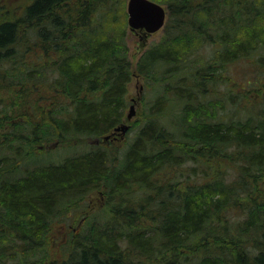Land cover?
<instances>
[{"label":"trees","instance_id":"obj_1","mask_svg":"<svg viewBox=\"0 0 264 264\" xmlns=\"http://www.w3.org/2000/svg\"><path fill=\"white\" fill-rule=\"evenodd\" d=\"M155 1L168 9L164 38L133 67L125 0H28L17 14L0 0V167L36 144L107 134L124 118L133 73L158 83L116 167L93 142L0 174V264H38V254L50 264L52 220L103 186L106 218L86 216L51 264H264V0ZM205 42L214 55L190 63ZM244 60V82L216 90ZM217 152L235 165L230 181Z\"/></svg>","mask_w":264,"mask_h":264},{"label":"rangeland","instance_id":"obj_2","mask_svg":"<svg viewBox=\"0 0 264 264\" xmlns=\"http://www.w3.org/2000/svg\"><path fill=\"white\" fill-rule=\"evenodd\" d=\"M125 0V7H126ZM2 4L6 5L9 9L10 13L17 14L21 10L22 6L28 2V0H1ZM166 10L168 15V9L166 4H162ZM168 16L166 17V21L164 26L152 33L146 32L144 29H131L128 26V33L126 37V42L128 45V55L131 60V64L135 67L140 55L142 52L149 47L150 45L161 41L164 38L165 34V25L167 23ZM217 36L216 33L211 35L212 38ZM214 55V52L211 49V43L205 42V44L198 50V54L194 57L192 55V61L190 63L194 65H204L206 60ZM247 60L244 61H234L228 64L227 70L225 73L229 75V79L227 82L217 83L216 90L225 91L227 88H231L236 85L237 81L241 84L244 82L242 76L252 71V65L246 63ZM223 71V70H219ZM220 78V76H218ZM158 85L156 84H148L145 78L137 73H133L130 81L127 84V93L126 100L127 104L124 108V118L122 120L123 123L129 124V129L121 135L120 131H116L115 136L109 139H106L101 142V144L105 145L114 157L113 166L116 167L118 164L119 157L121 156V152L124 151V148L128 146L130 142H132L136 131H138L139 127L144 125L145 118L147 114L151 110L152 101L155 96V88ZM227 87V88H226ZM215 90V91H216ZM218 91V92H219ZM239 104L246 103V97L241 98ZM130 105L134 106L135 114L131 119H127L126 115L129 112ZM232 103L226 104L225 109L228 113L231 111ZM4 106L0 105V110L3 109ZM229 109V110H228ZM177 111L176 109H172L166 118V122L168 126L177 130L178 128V120H177ZM0 126V132H6L9 130L7 126L2 128ZM112 130L108 131L110 133ZM106 134V133H105ZM103 138V135L99 137ZM94 140H85L74 143H61V142H48L36 144L33 150V155L27 160H17V163L14 165H6L5 167H0V174L4 175L7 172H13L12 174L15 176H20L24 173L27 166H32L36 163H56L61 161L64 157L70 154H76L82 151L87 150L92 144ZM225 156L227 157L230 154V158L235 157V153L233 152L232 147H227L224 149ZM218 162L216 164L221 166L227 165L226 160L220 157V154L217 152ZM27 154L24 155V158H27ZM228 158V157H227ZM31 162V163H30ZM194 164L192 161H187L186 170L192 167ZM229 165V164H228ZM226 166V169L223 171L225 174V178L227 181L232 180L236 177L237 172L235 171V165ZM199 171V169H198ZM0 175V176H1ZM106 187L103 186L100 189L94 190L90 192L84 199L83 202L79 203V207L75 204L72 207H65L59 211L58 215L50 223L49 232H48V244L45 249L50 255V261L54 262V260L60 255L61 251L67 246L68 239L71 236L78 235V229L84 222L87 217H92V221H98V224H101L103 219L106 218V214L108 210L107 207V196L105 195ZM76 208V209H75ZM87 216V217H86ZM97 216V217H96ZM234 219V215L231 217ZM94 222V221H93ZM34 261H38V264H43L44 260L42 259V254H38L35 256Z\"/></svg>","mask_w":264,"mask_h":264},{"label":"water","instance_id":"obj_3","mask_svg":"<svg viewBox=\"0 0 264 264\" xmlns=\"http://www.w3.org/2000/svg\"><path fill=\"white\" fill-rule=\"evenodd\" d=\"M127 23L131 29H144L148 33L161 29L166 21V8L155 0H127L126 1ZM135 114L133 105H130L126 118L129 120ZM129 128V124L121 123L113 128V131H120L123 135ZM110 137V134L103 136V140ZM98 141V139L96 140Z\"/></svg>","mask_w":264,"mask_h":264},{"label":"flooded vegetation","instance_id":"obj_4","mask_svg":"<svg viewBox=\"0 0 264 264\" xmlns=\"http://www.w3.org/2000/svg\"><path fill=\"white\" fill-rule=\"evenodd\" d=\"M115 133H116V132H114L113 129H112V131H111L110 133H108V134H110V137H109V138H111V137H116V136H115ZM109 138H108V139H109ZM97 139H98V141H96ZM102 141H104V140H103V139H100V138H96V139H94V143H101Z\"/></svg>","mask_w":264,"mask_h":264},{"label":"bare ground","instance_id":"obj_5","mask_svg":"<svg viewBox=\"0 0 264 264\" xmlns=\"http://www.w3.org/2000/svg\"><path fill=\"white\" fill-rule=\"evenodd\" d=\"M129 129V128H128Z\"/></svg>","mask_w":264,"mask_h":264}]
</instances>
